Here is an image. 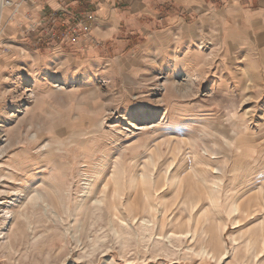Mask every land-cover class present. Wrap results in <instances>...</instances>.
<instances>
[{"label":"rangeland","instance_id":"1","mask_svg":"<svg viewBox=\"0 0 264 264\" xmlns=\"http://www.w3.org/2000/svg\"><path fill=\"white\" fill-rule=\"evenodd\" d=\"M16 1L0 11V264H264L263 0L107 41L90 11L59 31Z\"/></svg>","mask_w":264,"mask_h":264},{"label":"crops","instance_id":"2","mask_svg":"<svg viewBox=\"0 0 264 264\" xmlns=\"http://www.w3.org/2000/svg\"><path fill=\"white\" fill-rule=\"evenodd\" d=\"M221 0H25L22 9H35V16L44 27H52L49 16L56 13L59 31L66 30L88 11L93 14L90 38L107 41L117 35L123 26L128 33L140 30L145 35L161 23H174L184 19L185 13H205ZM253 0H251L252 3ZM255 1V0H254ZM257 1V0H256ZM261 2V0H260ZM264 2V0H263ZM232 6H236L232 4ZM198 8V9H197ZM54 27V26H53ZM55 28V27H54Z\"/></svg>","mask_w":264,"mask_h":264},{"label":"built area","instance_id":"3","mask_svg":"<svg viewBox=\"0 0 264 264\" xmlns=\"http://www.w3.org/2000/svg\"><path fill=\"white\" fill-rule=\"evenodd\" d=\"M21 0H18V1H16V2H20ZM17 3V4H18ZM14 5V2H12V0H0V11L2 10V8L3 7H8V6H11V5ZM87 17V19H93V16L91 15H87L86 16ZM49 19H50V22L52 23V24H54V23H56V22H58V19H57V16H56V13H51L50 14V16H49ZM86 19V18H85ZM77 24L78 25H80V26H82V28L85 30V31H87L88 30V24H86V22H85V20L84 21H82L81 19H79V20H77ZM73 28H75V26L73 27Z\"/></svg>","mask_w":264,"mask_h":264},{"label":"bare ground","instance_id":"4","mask_svg":"<svg viewBox=\"0 0 264 264\" xmlns=\"http://www.w3.org/2000/svg\"><path fill=\"white\" fill-rule=\"evenodd\" d=\"M200 48H202V46H199ZM154 116H157V114H156V111H149V110H147V111H145V112H141V113H138L137 114V120H139V121H141V120H143V121H145V120H147V119H151V118H153ZM91 185V184H90ZM21 189V188H20ZM90 189V188H89ZM18 195V193H16V196ZM237 203V202H236ZM234 209H235V211L237 210V207H234ZM233 209V210H234ZM2 211L4 210V207L1 209ZM5 212V217L7 216V218H9V217H11L12 216V212H11V210H4ZM4 223H5V221H4Z\"/></svg>","mask_w":264,"mask_h":264}]
</instances>
